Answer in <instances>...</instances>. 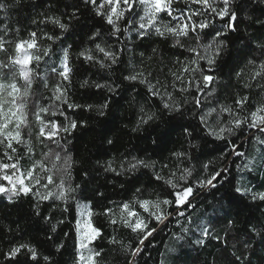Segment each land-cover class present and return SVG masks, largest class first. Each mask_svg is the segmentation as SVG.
I'll use <instances>...</instances> for the list:
<instances>
[{"label":"trees","instance_id":"trees-1","mask_svg":"<svg viewBox=\"0 0 264 264\" xmlns=\"http://www.w3.org/2000/svg\"><path fill=\"white\" fill-rule=\"evenodd\" d=\"M5 3L13 4L14 0H4ZM217 6H220L217 0ZM175 8L201 11L200 5H195L192 0H178ZM239 14V26L237 31L228 32L222 39L226 47L217 59L214 71H209L206 61H200V66L205 74L217 77L215 81L216 93L203 98V104L207 107H215L217 104H232L238 96H248L249 103L255 104L264 99V92L258 87L251 89L243 85L247 81V74L238 78L236 73L245 70L247 73V60L260 55L257 43L262 42L264 37V0H235L233 5ZM75 13V18L72 14ZM9 18L4 19L5 13L0 12V21L12 27L21 29L20 35L25 36L27 31H42L53 35H60L61 40L52 44L51 41H41L42 46L51 45L57 55L61 48L70 46V56L74 73L72 84L69 89V100L80 105L92 104L98 106L108 98L109 109L105 116L101 117L95 111L84 109H67V114L74 119L87 122L86 127L79 128L68 138L67 152L73 159L72 185H80L81 191L76 193V199L84 202L83 197H91L97 190L103 193L105 205L111 206L110 201L120 202L131 197L135 188H146L148 194L157 193L166 196V185L154 179V171L151 169H137L125 171L117 176L115 173L105 171V162L112 161L113 167L123 163L125 169L128 162L133 158L156 162V171L160 166L168 165L164 174L169 169L189 167L193 175L191 181L206 179L217 168H228V181L223 187L217 189H198L193 204L195 209L189 208L192 224L189 225L180 219L176 223L173 217L167 228L159 232L143 253L136 258V264H238L236 256H243L239 264H264V202L253 201L250 197H242L231 201L229 195L236 194L232 185L239 182L241 186H250L254 191H264V167H257L251 173L238 170L237 165L245 162V158H237L228 155L220 158L221 149H225L222 141L207 136L197 119L198 109L193 107V96H200L195 87H188L185 82L174 81L171 73L178 71L183 62L192 57L186 50L194 46L191 39L185 42V47H174L171 37L164 38L149 32L143 38H138L134 33L124 34L119 37H111L108 27L95 16L91 6L85 0H20L6 14ZM45 16L60 17L69 25L67 32H61L51 24H33L32 21H42ZM211 14L198 19H210ZM167 23L169 18L162 16ZM217 30H222L223 22L215 18L212 25ZM103 33L96 41L104 47L112 50L122 49L118 53L119 59L111 68H101L98 64H91L78 57V53L85 48H94L89 37L96 29ZM211 33V28L206 29ZM206 42V41H205ZM156 49V53H153ZM143 53V57H141ZM98 57L103 54L97 53ZM151 57V59H149ZM177 60L180 63H177ZM51 62L59 64L54 56ZM145 68L159 79L168 91L174 94L177 101L186 100L182 113H169L162 110L158 98L147 94L144 85L129 82L123 77L130 74L133 68ZM41 69L45 66L42 63ZM200 79L199 73L184 74L185 81ZM84 80L89 81V86L81 87ZM93 82L119 86L115 93H109L106 89L100 90L92 87ZM155 82V81H153ZM264 84V81L260 82ZM175 84V87L172 85ZM187 87L186 92H180V88ZM34 91L47 96V90L37 88ZM259 94V95H258ZM43 102V101H42ZM146 111H154L160 116L159 120L143 125L138 131H132L136 126L140 113V107ZM225 119L227 114H224ZM189 128L193 135L191 138L184 134V128ZM253 135V130L245 129L240 139H235L236 145H241L240 151L252 154L259 150L254 139L248 140ZM27 138V137H26ZM35 139L33 133V140ZM112 143L109 144L108 141ZM195 146V147H193ZM255 146V148H254ZM36 151H41V146L35 145ZM177 151L187 152L190 159L177 160L173 153ZM225 151H230L225 149ZM99 161V163H97ZM213 161V164L205 171L204 163ZM96 197L93 204L96 203ZM37 198L35 196L22 197L9 201L7 196L0 195V264H11L5 259L4 254L10 247L17 243H29L37 247L41 256L52 257V264H73L74 262V235H73V212L75 205L64 213L63 203L46 201L40 205V214H35ZM72 203L71 201L69 202ZM102 211V207L96 209ZM45 217H51L50 220ZM55 232L51 227L57 221ZM232 221L229 227L228 221ZM201 221L212 224L213 235L220 239L208 238L204 246L193 243L199 237L197 231L192 235L191 231L185 235L184 240L177 241L175 236L181 234V225L195 230ZM96 226H102L105 239L98 241L104 248V264H126L124 252L117 246L110 245L107 241L109 235H116L125 244L129 241L135 243L134 236L126 228H119L115 232L108 224L107 219L100 215L94 218ZM162 227V226H161ZM260 235L257 236L256 232ZM68 233L67 236L64 234ZM63 243L64 248L58 252L56 245ZM147 244V242H146ZM175 249V251H169ZM235 254V255H233ZM23 259V257H21ZM40 264H45L41 259Z\"/></svg>","mask_w":264,"mask_h":264},{"label":"snow or ice","instance_id":"snow-or-ice-1","mask_svg":"<svg viewBox=\"0 0 264 264\" xmlns=\"http://www.w3.org/2000/svg\"><path fill=\"white\" fill-rule=\"evenodd\" d=\"M19 2L20 0H14L13 4H8L0 0V12L5 13L4 19L9 18L6 14ZM85 3L91 6L94 15L100 17L108 27L111 37L134 33L138 38H143L154 31L159 37H171L173 46L180 48H184L185 42L191 39L194 46L186 50L192 58L186 59L178 71L171 73L174 81L185 82L188 87H195L197 92L202 94L193 96L191 102L193 107L198 109L197 119L203 125L207 136L222 141L225 149L230 150L221 149L220 158H226L229 154L237 158L244 157L245 162L236 167L249 173L255 171L258 166L264 167V99L250 104L248 96H238L232 104L218 103L215 107H207V110L202 102L204 97L215 95L217 77L205 74L199 62L206 61L209 71L215 70L217 59L226 47L222 37L228 32L237 31L239 26V14L233 7L235 0H219V7L217 0H192L193 4L201 6V11L175 8L178 0H85ZM208 14H211L212 18L198 19ZM162 16L168 17L169 21L165 23L161 19ZM72 18H75V13ZM215 18L223 22L222 30L212 27ZM32 23L51 24L61 32L69 30V25L56 16H45L42 21L33 20ZM209 28L211 33L205 31ZM20 32L21 29L0 21V195L7 196L9 201L35 196L36 215L40 214V205L46 201H52L53 204L56 201L62 202L64 213L74 204L73 264H104V248L97 242L105 239V236L102 226H96L94 222V218L100 215L107 219L114 232L119 228H126L133 234L135 243L129 241L125 244L116 235L111 234L107 241L123 251L126 257H130L126 259V264H136V258L159 232L168 227L173 217L176 218L177 224H180L181 217L187 224H192L188 209L196 207L192 201L197 190L217 189L218 185L223 187L225 183H230L228 168H217L206 179L193 182L190 179L193 172L189 167L169 169L164 174L168 165H162L159 171H156V162L133 158V161L128 162L127 169L121 163L118 171L117 167H113L112 161H106L105 171L117 176L125 171L141 168L153 170L155 181L167 186V195L162 197L157 193L148 194L146 188L137 187L129 199L110 201L111 206L104 204V194L98 190L91 197L84 196V202L77 200L75 194L81 191V186L72 185L71 169L74 162L71 154L67 152V144L68 138L79 128L86 127L87 122L69 116L67 109L86 108L92 111L95 108L98 115L103 117L109 109L110 101L105 98L98 106L70 102L69 89L75 71L71 63L70 46L61 48L57 55L51 45L42 46L41 41L47 40L55 44L61 40L60 35L27 31L25 36H21ZM102 35L101 30L96 29L89 37L94 48L83 49L78 53V57L91 64H98L101 68H111L117 64L118 53L122 49L112 50L111 47L96 43ZM261 40L262 42L256 44L261 54L247 60V73L242 69L236 75L243 78L247 74L248 79L243 86L248 89L258 87L264 92V84L260 83L264 81V37ZM152 51L155 54L157 50ZM97 53L103 54L102 57H98ZM140 55L143 57L144 54ZM54 56L59 60L58 65L55 62L50 63ZM42 63L44 69L40 68ZM177 63L180 61L177 60ZM188 73H199L200 79L185 81L184 74ZM123 79L144 85L147 94L158 98L162 110L169 113H182L184 104L187 103L186 100L177 101L174 94L148 69L134 67ZM34 85L47 90L48 95L34 91ZM80 86H89V81L84 80ZM91 86L100 90L106 89L109 93H115L119 87L98 82H93ZM172 87H175V84ZM187 90V87L179 89L180 92ZM140 113L136 126L132 129L134 132L141 126L160 119L156 112L146 111L144 106L140 107ZM224 114H227L226 119ZM245 129L253 130V135L247 139H254L259 146V150L252 154L240 151L242 144L234 143L235 139L243 137ZM184 134L189 138L193 135L187 127L184 128ZM37 143L41 146L39 153L35 148ZM108 143L111 144L112 141L109 140ZM173 156L177 160L190 159L184 151H177ZM212 164L213 161H208L202 168L206 171ZM232 190L235 196L227 192L225 195H229L233 202L242 197L264 202V191H254L252 187L241 186L239 182L232 185ZM97 196L101 199H96L93 204L92 201ZM98 207H102V211L97 212ZM45 219L50 220L51 217ZM63 223L64 220H59L57 224H53L52 232L56 231L58 224ZM228 225L232 226L231 220ZM190 231L192 235L199 232V237L193 241L196 245L204 246L208 238L220 239L219 236L213 235L212 224L204 221L197 224L195 230L181 225V234L175 236V239L184 240ZM252 231L256 232L255 228ZM64 235L67 236L68 233ZM256 235L259 236L260 233L256 232ZM62 248L63 243L56 245L58 252ZM169 251L174 252L175 249ZM4 257L11 264H40L41 259L45 264H52L51 256H41L37 247L29 243L15 244ZM243 259V256H236L238 264ZM248 264H251L250 260Z\"/></svg>","mask_w":264,"mask_h":264},{"label":"rangeland","instance_id":"rangeland-1","mask_svg":"<svg viewBox=\"0 0 264 264\" xmlns=\"http://www.w3.org/2000/svg\"><path fill=\"white\" fill-rule=\"evenodd\" d=\"M137 10H139V6H138V9Z\"/></svg>","mask_w":264,"mask_h":264}]
</instances>
